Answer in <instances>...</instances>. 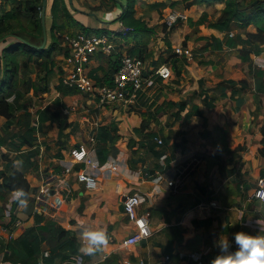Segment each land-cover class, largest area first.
<instances>
[{
  "label": "crops",
  "instance_id": "1",
  "mask_svg": "<svg viewBox=\"0 0 264 264\" xmlns=\"http://www.w3.org/2000/svg\"><path fill=\"white\" fill-rule=\"evenodd\" d=\"M54 1H41L44 15L51 12ZM58 1L70 14L63 17L68 26L59 33L66 28L68 33L114 32L115 48L110 54L93 55L88 64L92 80L88 90L61 94L55 87L49 89L51 116L33 115L35 126H43L38 132L45 144L52 139L46 146L36 144L51 160L46 165L50 171L40 176L29 173L32 190L22 199L25 203L12 208L15 196L6 198L0 218H15L13 226L7 227V236L9 231L15 236L30 225L31 212L37 211L45 221L70 229L79 244L82 264H137L140 260L144 264H187L198 257L210 264L218 251L214 241L219 235L231 240L238 230L264 232V203L252 196L259 181H264V91L256 89L264 82V42L248 41L246 36L256 33L257 27L249 23L241 31L231 22L221 30L200 20L204 13L207 21L216 22L224 0L188 6L187 0ZM129 3L133 16L147 29L124 36L119 28ZM172 9L187 18L166 23ZM226 31L232 42L223 41ZM177 46L189 48L191 55L177 53ZM242 47L249 51V59L239 55ZM123 53L141 55L143 88L132 103L100 105L96 91L112 79L110 73L111 78L105 79L112 66L108 59L118 62ZM164 63L171 67L168 78L155 74ZM250 65L263 71L260 79ZM60 68L54 66L56 74L51 80L62 75ZM110 124L116 126L118 150L100 162L97 187L87 189L74 172H64L71 164L70 150L95 146L96 140L90 137L96 136L99 125ZM154 136L163 138L164 145L156 144ZM5 151L0 145V169L7 168ZM114 163L116 170H109ZM148 170L151 173L146 174ZM158 172L161 179L155 180ZM0 191H4L1 185ZM126 193L141 196L137 211L146 216L151 233L123 247L121 240L136 231L123 211L121 199ZM27 201L32 202L29 212L22 210ZM205 219L208 222L202 223ZM84 227L104 229L107 243L96 252H82L79 233ZM164 246L171 249L170 254L163 252Z\"/></svg>",
  "mask_w": 264,
  "mask_h": 264
},
{
  "label": "trees",
  "instance_id": "2",
  "mask_svg": "<svg viewBox=\"0 0 264 264\" xmlns=\"http://www.w3.org/2000/svg\"><path fill=\"white\" fill-rule=\"evenodd\" d=\"M23 1H25L24 4L27 5V7L30 9L33 7L40 8V3L37 0H20L18 2L14 1V5H19ZM202 1L207 0H187V6ZM243 1L244 0H224L225 6L216 22L207 21L206 14L204 13L200 16V20L221 30L227 29L231 22H234L241 29V31L244 30L249 23H253L257 27V32L247 33V40H257L259 41V43H263L264 0H248L245 3H243ZM0 6L3 7L2 3H0ZM128 6L129 8H127V10H125V12L121 15L123 24L131 26L133 28V31H136L138 29H147V26L143 21L133 16L131 9L132 3H129ZM8 13L10 12H6L5 14ZM51 14L53 17V27L56 26L54 20L58 14H63L64 17H68L70 15L67 8L64 5L62 6L58 0H55L53 3ZM1 22L2 21H0V23ZM63 27L64 25L62 22L59 24L58 28L62 29ZM1 31H3L2 25H0V32ZM229 35V32L226 31L223 37V41L232 42L233 39ZM3 36L4 35H0V38H2ZM51 38L52 42L48 47H45L44 45H34L29 41L20 42L25 52L28 53L27 60L33 59L38 66L44 69V72L40 78V84H37L34 81L29 82V86L33 88L34 93H40L48 90L50 80L56 74V71L54 70V61H48L45 58L35 59L32 53L37 52L39 55H43L44 53L46 56H48L51 52V49L54 47L58 36H56L52 32ZM5 39V37L4 39L2 38V41ZM4 48H6V46L2 48V52L6 50ZM130 54L141 58V55L138 53ZM239 55L243 60L249 59V51L246 48H240ZM1 57L3 58L0 52V58ZM108 61L112 63V66L108 74L106 75L108 76L107 78H105L106 80H109L111 78V75H113L114 71L118 67V62L111 60L110 57ZM2 65L3 67L0 65V76L2 69L4 68V66L6 67L7 64L6 62L4 64L3 61ZM15 66L17 67V64H15ZM250 67L256 78L260 79L263 76V71H260L259 68L251 65ZM60 71L61 73H63L61 68ZM109 73L111 75H109ZM8 76L9 75H7V77ZM228 82L231 83L233 81L228 80ZM55 88L61 94L80 92V90L75 87L64 85L61 78L58 79L57 84H55ZM256 89L259 91H264V82L260 85H257ZM3 90L4 87L1 86L0 82V115L5 119L4 123L0 126V145L4 144L8 138L16 135V138L18 140L17 146L18 149H20V147L25 144L30 145L31 143H33V141L36 139V132L38 130V127L33 123L34 117L32 112L28 109L27 105L23 101H21V98H19V91L16 90L12 99L7 100L6 96L3 94ZM39 111L44 112L43 109ZM44 116H47L46 112L43 113V117ZM54 117L58 118L59 114L57 112H54ZM115 130L116 126L114 124L98 126L95 136V151L96 157L99 162H104L108 154H115L117 152L118 149L114 144ZM157 137L158 136H154L153 141L156 144L163 146L164 139L159 137L161 139V142L158 143L156 140ZM150 149L152 153H158V151L154 150L152 146L150 147ZM36 153L37 151L31 148L30 150H28L27 154H25L24 157H21L19 154H15L11 159H7V168L0 170V185L4 188L3 193L8 194L9 192L17 191H22L24 193L22 197H20L19 199H15V203L12 205V208L17 205L26 195H29L30 191L32 190V187L27 177L25 176V172L27 169L33 166L34 162L32 160V157L36 155ZM16 158H20L17 166L13 164ZM147 172L151 173L149 170ZM236 185L239 186L240 183L236 182ZM245 188H247V186H245ZM6 200V198H3L2 206L4 205ZM31 216L32 223L24 227L23 230H21L15 236H11L10 238H8L3 244V260L11 264H40V261H43L44 264H54L57 258L64 259L68 255L79 254V244L76 237L71 233L70 229L55 224L54 222L45 221V217L37 211L31 212ZM14 219L15 218L13 216H11L7 220L0 218V224L6 227L13 226ZM201 222L206 223L208 222V219L201 220ZM45 250H48L47 256L42 255L43 251ZM163 252L165 254H170L171 249L164 246Z\"/></svg>",
  "mask_w": 264,
  "mask_h": 264
},
{
  "label": "built area",
  "instance_id": "3",
  "mask_svg": "<svg viewBox=\"0 0 264 264\" xmlns=\"http://www.w3.org/2000/svg\"><path fill=\"white\" fill-rule=\"evenodd\" d=\"M19 0H0L3 6L10 2ZM187 16L183 12L170 10L166 15V23L173 24L177 20L186 19ZM119 31L122 35H127L133 31L131 26L120 23ZM114 32H99L89 33L85 31H76L74 33L64 34L62 43L64 45V55L61 76L62 83L67 86H72L80 91H86L92 86V80L89 76L88 64L94 54L101 52L110 54L115 48ZM175 51L179 54L191 55V50L183 46H177ZM118 67L112 75L110 83L100 85L96 91L97 102L100 105H106L114 102L132 103L134 102L140 91L143 88V62L142 59L130 53H123L119 56ZM155 74L162 78H168L171 75V67L164 63L155 69ZM90 139L94 142L95 136L92 135ZM157 142H161L159 137L156 138ZM72 163L80 164L72 170V164L64 168L65 173L74 172L78 181L82 182L87 189H95L98 184V175L102 170L103 164L99 162L96 157L95 146L91 147L82 146L74 147L70 150ZM117 164L109 166V170H116ZM72 170V171H71ZM148 174V172H145ZM155 180L161 179L160 172L154 176ZM169 185L174 188L175 182L168 181ZM252 196L264 203V181L260 180L256 188L252 192ZM142 199L138 193H126L121 199L123 211L128 219L135 223L136 231L126 238L121 240L123 247H128L141 238L148 236L151 231L144 214H139L137 211ZM17 224V221L14 223ZM1 230L8 231L6 226L1 227ZM15 232V230H14ZM14 236L13 231H9ZM43 256L48 255V250L43 251ZM169 256L165 255V260ZM0 264H5L0 260ZM40 264H44L40 261ZM54 264H82V257L80 254H72L67 258L55 261ZM137 264H144L140 260ZM187 264H207L202 258L198 257L193 263Z\"/></svg>",
  "mask_w": 264,
  "mask_h": 264
},
{
  "label": "rangeland",
  "instance_id": "4",
  "mask_svg": "<svg viewBox=\"0 0 264 264\" xmlns=\"http://www.w3.org/2000/svg\"><path fill=\"white\" fill-rule=\"evenodd\" d=\"M20 1V0H19ZM22 1V0H21ZM41 4L42 0H37ZM247 0H244L246 2ZM18 2V1H15ZM25 1L21 2L19 5H14V2L8 3L6 6L1 7L0 6V25L3 27V31L0 32V35H4L6 38L5 40H1L0 42V52L3 56V58H0V65L3 67V61L4 64L6 62L7 66L2 69L1 76H0V82L1 86L4 87L3 94L6 96L7 100H11L14 96V92L16 90L19 91L21 101H23L28 109L32 112L34 115H38L40 119L43 118V113L46 112L47 115L51 116L53 110H52V104L47 103V100L51 98V92H49L51 89H54L55 84H57L58 79L61 78V74L59 73L58 78L57 75L51 82L49 83V89L40 93H34L33 88L30 87L29 82L34 81L37 84H40V78L44 72V69L41 68L34 62L33 59L27 60L28 53L25 52V50L22 47V44L20 42L29 41L30 43L34 45H44L45 47L50 46L52 42L51 34L52 32L58 36V39L54 45V47L51 49V52L48 56H46L44 53L43 55H39L37 52H32L33 57L35 59L45 58L46 60L54 61L55 69L57 70L59 66L63 63V52H64V45L62 44V35L65 33H68L70 30L66 28L64 31L59 33L60 30L58 28L59 24L63 22L64 27L68 26V20L63 18V14H58L54 20L56 26H52L53 18L50 13L46 12L44 15V25L45 29L42 28V9L41 7H33L28 8L27 5L24 4ZM212 12H215V8L210 9ZM6 12H10L8 14H5ZM62 16V18H61ZM0 38V39H2ZM6 46V49L4 52H2V48ZM8 46V47H7ZM17 64V67L15 66ZM16 67V68H15ZM7 75H9L7 77ZM6 77V78H5ZM42 106V107H41ZM43 109L44 112H40L39 110ZM4 118L0 119V126L4 123ZM35 120V119H34ZM43 126H39L36 138L33 143L30 145H23L18 149V140L16 138V135L10 137L7 139V141L3 144L4 148H6L5 155H3L4 159L12 158L15 154H19L21 157H24L25 154H27L28 150L31 148L36 150L37 153L32 157L33 160V166L31 168L27 169L25 172V176L31 179V175L29 173L35 174L37 176L44 175L47 172L50 171L47 170V163L49 162L51 164V160L48 159V156L44 157V153L41 152L40 146H46L48 142H50L52 139L48 140L45 144V139L42 137V132H38L42 130ZM51 128V124H50ZM1 135V130H0ZM40 145L39 147L36 146ZM51 145L54 146L52 143ZM44 151H46V148H43ZM13 151V153H11ZM47 152H50L49 155L52 154V151L48 150ZM7 155H10L11 157H7ZM20 158H16L14 160L13 164L16 166L18 165ZM71 166L72 170H74L75 165L72 163L71 159ZM66 167V166H65ZM64 167V168H65ZM3 170V169H0ZM71 170V171H72ZM27 178V179H28ZM28 179V180H29ZM32 180V179H31ZM35 182V181H34ZM10 196V197H9ZM15 196V192H9V194H5L0 191V197L3 198H13ZM5 204V203H4ZM23 204V203H22ZM21 204V206H22ZM31 201H27V203L24 205V208L22 210H26L25 212H29L31 210ZM2 206V205H1ZM0 206V213L3 212V206ZM22 208V207H21ZM19 210V209H18ZM7 231L1 232V247H0V260L4 261L5 263L7 261L3 260V252L4 247L3 244L5 241L10 238L11 234H8ZM4 241V242H3ZM68 255L67 257H69ZM66 257V258H67ZM61 260V258H57L56 261Z\"/></svg>",
  "mask_w": 264,
  "mask_h": 264
},
{
  "label": "clouds",
  "instance_id": "5",
  "mask_svg": "<svg viewBox=\"0 0 264 264\" xmlns=\"http://www.w3.org/2000/svg\"><path fill=\"white\" fill-rule=\"evenodd\" d=\"M23 195L22 191H17L14 198L19 199ZM20 202L25 203L24 200ZM79 237L81 251L86 254L100 250L107 243V233L102 228L84 227ZM214 244L218 251L210 264H264V232L238 230L231 240L228 236L219 235Z\"/></svg>",
  "mask_w": 264,
  "mask_h": 264
},
{
  "label": "water",
  "instance_id": "6",
  "mask_svg": "<svg viewBox=\"0 0 264 264\" xmlns=\"http://www.w3.org/2000/svg\"><path fill=\"white\" fill-rule=\"evenodd\" d=\"M42 28L44 29V25H43V22H44V8H42ZM2 39H0V42H1Z\"/></svg>",
  "mask_w": 264,
  "mask_h": 264
}]
</instances>
